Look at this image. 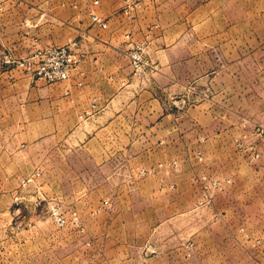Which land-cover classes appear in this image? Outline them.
Masks as SVG:
<instances>
[{"label": "rangeland", "instance_id": "374dc122", "mask_svg": "<svg viewBox=\"0 0 264 264\" xmlns=\"http://www.w3.org/2000/svg\"><path fill=\"white\" fill-rule=\"evenodd\" d=\"M94 1L0 0V87L59 84L3 61L72 41L83 61ZM122 3L138 24L115 124L0 128L26 145L0 171V264H264V0Z\"/></svg>", "mask_w": 264, "mask_h": 264}, {"label": "crops", "instance_id": "0c3cea01", "mask_svg": "<svg viewBox=\"0 0 264 264\" xmlns=\"http://www.w3.org/2000/svg\"><path fill=\"white\" fill-rule=\"evenodd\" d=\"M122 4V0H98L99 15L96 14L106 20L104 22L107 28L104 30L90 24L89 28L79 29V32L82 31L81 48L84 59L69 81L56 86L27 88L25 80L17 77L20 86L0 87L1 129H18L19 132V129L32 126H50L49 134L53 135L59 127L60 119L72 122L68 124V127L73 134L76 133L75 129L80 127H96L95 130H99L115 124L114 121L100 123V120L112 110L114 98L121 93L122 89L128 87L131 80L130 67L121 52L128 49V41L133 36L134 25L138 24L137 21L128 23L125 20L120 13ZM19 11L21 12L20 8H18ZM146 12L147 10L143 14ZM16 14L17 9L13 8L9 9L3 17L11 23ZM20 19L21 17L18 21ZM6 22L4 26H7V29L9 27ZM13 32L14 30L5 32L6 38L3 39L4 43L1 46L18 51L22 46L21 40L12 35ZM6 77L7 73L0 72V78ZM78 83L81 86H78ZM27 96L30 97L27 99ZM20 99L22 103H18L14 109V105L20 102ZM94 102H96L95 109L98 111L91 109ZM27 110L34 112V119L27 121L15 115L19 113L26 116ZM18 141L17 136H12L0 142L3 144L0 161H6L3 165L0 163V171H4L9 161L18 158L16 153L19 147L26 146ZM16 145L17 147L13 150V146ZM146 253L145 258L148 254ZM104 255L106 256L105 253Z\"/></svg>", "mask_w": 264, "mask_h": 264}, {"label": "built area", "instance_id": "2783aa9c", "mask_svg": "<svg viewBox=\"0 0 264 264\" xmlns=\"http://www.w3.org/2000/svg\"><path fill=\"white\" fill-rule=\"evenodd\" d=\"M153 1V0H151ZM98 4L94 1V5ZM133 10L129 5L125 8L124 14L128 15ZM90 19L92 25H97L102 29L106 28V24L97 15L91 13ZM133 63H136V58H132ZM82 56L79 53V42L72 41L61 47H49L43 50H37L28 57L20 60L10 59L3 61L5 65L22 68L24 72L36 80L44 81L45 83H61L69 81L74 72H77ZM138 61V60H137ZM78 86H81L78 83ZM51 219L56 224L61 223L62 218L56 211L51 212ZM84 264V263H80Z\"/></svg>", "mask_w": 264, "mask_h": 264}]
</instances>
